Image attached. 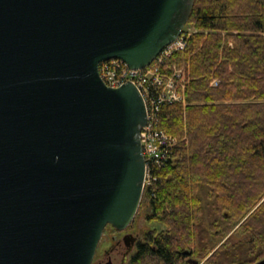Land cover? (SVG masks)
<instances>
[{
  "label": "water",
  "instance_id": "95a60500",
  "mask_svg": "<svg viewBox=\"0 0 264 264\" xmlns=\"http://www.w3.org/2000/svg\"><path fill=\"white\" fill-rule=\"evenodd\" d=\"M193 4L0 0V264H92L104 229L131 224L145 104L98 64L150 65Z\"/></svg>",
  "mask_w": 264,
  "mask_h": 264
},
{
  "label": "trees",
  "instance_id": "16d2710c",
  "mask_svg": "<svg viewBox=\"0 0 264 264\" xmlns=\"http://www.w3.org/2000/svg\"><path fill=\"white\" fill-rule=\"evenodd\" d=\"M186 26L193 32L169 60L188 67L185 105L158 113V129L176 144L141 199L147 222L164 228L144 232L128 264H256L264 259V0H194ZM234 228L236 242L227 237Z\"/></svg>",
  "mask_w": 264,
  "mask_h": 264
},
{
  "label": "built area",
  "instance_id": "2783aa9c",
  "mask_svg": "<svg viewBox=\"0 0 264 264\" xmlns=\"http://www.w3.org/2000/svg\"><path fill=\"white\" fill-rule=\"evenodd\" d=\"M188 35L182 32L174 42L161 50L150 65L142 69H131L117 59L98 64V75L107 87L119 88L132 83L144 101L146 124L139 135L145 161L143 193L154 186L156 171L168 163L176 144L175 138L158 129V113L165 104L185 105L187 72L183 67L169 63V60L185 48Z\"/></svg>",
  "mask_w": 264,
  "mask_h": 264
},
{
  "label": "rangeland",
  "instance_id": "374dc122",
  "mask_svg": "<svg viewBox=\"0 0 264 264\" xmlns=\"http://www.w3.org/2000/svg\"><path fill=\"white\" fill-rule=\"evenodd\" d=\"M185 31V33H192L193 32V28L190 26H185L184 29H183V32ZM177 65V64H176ZM179 68H182L187 72V66H184V65H177ZM169 71V70H168ZM187 76L188 73H187ZM214 85V82L212 83ZM144 200L143 203L141 204L140 203V208L138 209L133 221L131 222V224L127 227V229L125 230V233H138L139 234V237H141L142 239V235L144 232H147L149 231L150 229L152 228H156L157 231L161 230L164 228V226L160 225V224H157L156 222H152V223H148L147 222V217L149 215V212H148V208H147V201H148V198L145 199L144 197ZM237 227V226H236ZM235 227V228H236ZM235 228L233 230H231L227 237H230V239L232 240V242H236L237 240H239V237L237 235H232L233 234V231L235 230ZM113 229L110 228L109 226H107L104 231H103V234H102V237L100 239V242L98 244V247L96 249V252H95V255H94V259H93V263H97L101 260H103L104 258V251L108 249V247L110 246L111 244V238L113 236ZM226 237V238H227ZM245 237H248V236H245ZM242 240V239H241ZM119 258V257H118ZM115 259L113 264H118L119 260ZM129 263V262H128ZM127 263V264H128Z\"/></svg>",
  "mask_w": 264,
  "mask_h": 264
},
{
  "label": "flooded vegetation",
  "instance_id": "af4514ba",
  "mask_svg": "<svg viewBox=\"0 0 264 264\" xmlns=\"http://www.w3.org/2000/svg\"><path fill=\"white\" fill-rule=\"evenodd\" d=\"M126 229L123 231H116L113 229L114 234L111 238V244L108 249L104 251L103 260L97 263H93L92 261V264H113L114 260L118 257V264H127L130 262L136 254L143 237L141 239L138 233H125Z\"/></svg>",
  "mask_w": 264,
  "mask_h": 264
}]
</instances>
